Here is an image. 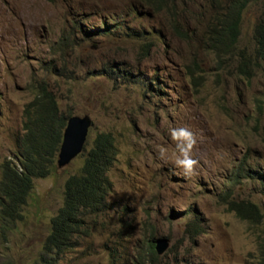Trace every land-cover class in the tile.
Instances as JSON below:
<instances>
[{"label": "rangeland", "instance_id": "obj_1", "mask_svg": "<svg viewBox=\"0 0 264 264\" xmlns=\"http://www.w3.org/2000/svg\"><path fill=\"white\" fill-rule=\"evenodd\" d=\"M260 12V1L242 12L239 46L252 48ZM215 13L208 0H165L154 15L135 0H0V165L17 150L23 107L38 81L60 110L90 116L85 150L101 131L117 148L107 172L110 209L90 218L88 234L58 264H137L135 254L146 260L149 240L161 236L169 247L159 257L169 264H256L264 64L247 79L237 59L204 48ZM101 22L123 29L92 33ZM63 33L73 34L72 49L61 48ZM108 64L117 74L100 73ZM83 154L33 179L23 219L0 228V264H37L64 182L79 172ZM231 199L255 203L259 221L229 211Z\"/></svg>", "mask_w": 264, "mask_h": 264}, {"label": "trees", "instance_id": "obj_2", "mask_svg": "<svg viewBox=\"0 0 264 264\" xmlns=\"http://www.w3.org/2000/svg\"><path fill=\"white\" fill-rule=\"evenodd\" d=\"M215 7L213 20L208 23L202 40L205 49L217 58L237 59V71L251 78L264 64V0H208ZM254 1L261 2V12L252 29V48L239 46L242 12ZM140 6L160 12L165 0H135ZM118 22L112 29L104 22L92 33L109 34L123 29ZM78 27L76 26V29ZM133 36L140 30L128 28ZM61 48L72 49L73 34L63 33ZM150 45V43L148 44ZM147 45L146 51L149 49ZM143 47H146L144 45ZM100 73L117 74V69L107 65ZM130 75V74H129ZM123 77L126 78L125 72ZM73 115L70 109L60 110L55 93L44 81L34 85V96L25 103L22 111V132L16 137V152L11 159L0 165V228L8 230L23 219V209L33 190L34 178H45L56 169V159L67 119ZM83 147L84 159L78 173L67 177L63 186L62 203L50 218L49 230L42 243L37 264H58L66 251L80 245L81 236L88 234L90 218L107 212L111 182L107 172L112 166L117 148L111 132H97L89 149ZM242 168L238 171L241 172ZM229 211L243 220L257 222L261 214L257 205L249 200H226ZM202 232L195 228L194 235ZM137 264H169L154 251L153 240L148 242V257L143 260L135 254ZM5 264H10L9 262ZM256 264H264V231L259 238Z\"/></svg>", "mask_w": 264, "mask_h": 264}, {"label": "water", "instance_id": "obj_3", "mask_svg": "<svg viewBox=\"0 0 264 264\" xmlns=\"http://www.w3.org/2000/svg\"><path fill=\"white\" fill-rule=\"evenodd\" d=\"M92 124L88 114L71 115L67 119L56 159L58 168L66 166L72 159L81 154ZM153 243L157 255H163L169 247V239L164 236L156 237L153 239Z\"/></svg>", "mask_w": 264, "mask_h": 264}, {"label": "clouds", "instance_id": "obj_4", "mask_svg": "<svg viewBox=\"0 0 264 264\" xmlns=\"http://www.w3.org/2000/svg\"><path fill=\"white\" fill-rule=\"evenodd\" d=\"M88 139V138H87Z\"/></svg>", "mask_w": 264, "mask_h": 264}]
</instances>
